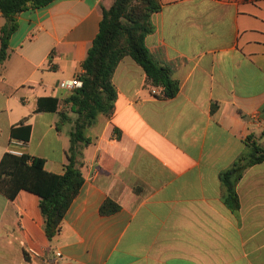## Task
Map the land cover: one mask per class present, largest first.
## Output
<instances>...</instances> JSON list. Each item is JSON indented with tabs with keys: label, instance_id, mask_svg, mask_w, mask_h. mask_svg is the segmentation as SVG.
I'll return each instance as SVG.
<instances>
[{
	"label": "crops",
	"instance_id": "obj_1",
	"mask_svg": "<svg viewBox=\"0 0 264 264\" xmlns=\"http://www.w3.org/2000/svg\"><path fill=\"white\" fill-rule=\"evenodd\" d=\"M111 2L55 0L15 16L0 64V160L11 129L29 126L23 153L63 173L71 123L58 112L75 116L57 85L81 73ZM159 2L145 45L170 67L178 93L157 97L125 56L111 115L85 131L84 182L58 235L45 236L37 196L0 193V264H56L57 254V264H264V162L243 172L236 210L220 181L249 137L264 143V0ZM47 97L58 99L56 112L37 111ZM107 199L118 210L101 215Z\"/></svg>",
	"mask_w": 264,
	"mask_h": 264
},
{
	"label": "trees",
	"instance_id": "obj_2",
	"mask_svg": "<svg viewBox=\"0 0 264 264\" xmlns=\"http://www.w3.org/2000/svg\"><path fill=\"white\" fill-rule=\"evenodd\" d=\"M53 1L0 0V13L5 19L0 28V64L7 57L9 38L17 28L15 16L45 7ZM160 9L159 0H112L108 7L101 8L98 32L81 63L82 71L76 76L82 86L63 99L75 118H69L64 111L58 112L62 121L71 123L70 144L62 174L49 172L44 159L25 153L17 157L6 152L0 160V193L9 200L15 199L21 190L37 196L49 241L58 235L63 216L84 182L82 149L90 144L85 131L98 116L107 117L112 113L117 98L112 77L118 63L125 56L131 57L144 71L150 87L160 89L159 98H173L179 91V81L173 77L170 67L151 55L145 45L146 36L154 30L151 15ZM58 102L55 97L40 98L37 111L56 112ZM21 130L26 132L23 139L17 134ZM29 131V126L19 130L12 128L11 138L26 142ZM246 146L247 153L220 174L223 199L235 210L239 206L236 185L243 172L251 165L264 162V143L249 137ZM117 210L118 206L107 199L100 206L99 213L109 215Z\"/></svg>",
	"mask_w": 264,
	"mask_h": 264
},
{
	"label": "built area",
	"instance_id": "obj_3",
	"mask_svg": "<svg viewBox=\"0 0 264 264\" xmlns=\"http://www.w3.org/2000/svg\"><path fill=\"white\" fill-rule=\"evenodd\" d=\"M57 86L61 90L72 92L73 90L78 89L82 86V81L78 77H74L72 79L59 81ZM23 146H24V141L19 139H11L9 141L7 153L13 156L20 157L24 154L22 151ZM27 252L32 256H37V253L32 249H28ZM58 259H59V254L56 255V264L58 263Z\"/></svg>",
	"mask_w": 264,
	"mask_h": 264
},
{
	"label": "rangeland",
	"instance_id": "obj_4",
	"mask_svg": "<svg viewBox=\"0 0 264 264\" xmlns=\"http://www.w3.org/2000/svg\"><path fill=\"white\" fill-rule=\"evenodd\" d=\"M61 111H64V112H69V111L65 110V108H63Z\"/></svg>",
	"mask_w": 264,
	"mask_h": 264
}]
</instances>
